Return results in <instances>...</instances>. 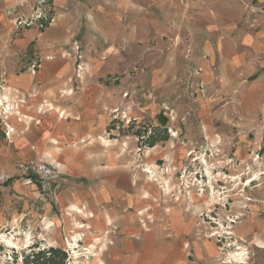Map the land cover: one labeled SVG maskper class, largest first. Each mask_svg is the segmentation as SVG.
Returning <instances> with one entry per match:
<instances>
[{"label": "crops", "instance_id": "crops-1", "mask_svg": "<svg viewBox=\"0 0 264 264\" xmlns=\"http://www.w3.org/2000/svg\"><path fill=\"white\" fill-rule=\"evenodd\" d=\"M35 1L0 0V98L17 105L15 133L0 125V234L87 249L76 264H220L208 197L178 193L176 174L202 148L241 163L257 151L264 170V0H47L54 21L19 30ZM37 158L59 169L55 196L14 170ZM233 232L264 264V212Z\"/></svg>", "mask_w": 264, "mask_h": 264}, {"label": "built area", "instance_id": "built-area-1", "mask_svg": "<svg viewBox=\"0 0 264 264\" xmlns=\"http://www.w3.org/2000/svg\"><path fill=\"white\" fill-rule=\"evenodd\" d=\"M49 7L47 0H36L34 6L32 7V14L29 18H20L17 22V28L20 30L22 28L30 27L32 25L38 24V28L45 29L49 24H51L54 20L53 18L49 17ZM39 22V23H38ZM74 50L77 52V77H80L81 72L84 70V65L82 63V48L78 42L73 44ZM36 65L33 66V70H36ZM124 97H128V94H124ZM17 111L16 102H9L4 98H0V125L3 127L5 136L10 138L12 134L15 133L14 128L9 122L10 116L13 115ZM113 119L120 120L124 125H128L129 127L133 124L136 125L137 119L134 117H127L125 112L121 109L113 110ZM151 134V131H147L146 135L141 137V145L138 148V156L142 157L143 152L146 150L147 146L145 141L147 140V135ZM176 132H171V136H176ZM254 155V153H252ZM202 156L205 159H209V163L207 160H202ZM219 157V155H215L212 150H207L202 148L198 153L196 151H191L189 153V157L191 158L188 164L176 174V179L178 180L177 191L180 194H184L187 197L190 196L192 190L195 189L196 193L200 196H207L208 202L212 203L213 197L217 191V184L214 183L213 179L211 178V170H215L217 165V161L215 163L212 162L213 159ZM260 158V154L257 152L255 155L254 160H258ZM218 160V158H217ZM230 162L233 159H229ZM158 170L154 171L151 166H146L144 168V172L149 176L151 180L154 182L159 183L158 173L165 174L166 177L175 176L174 172L169 171L168 168L164 166H157ZM14 170L17 172L18 175L25 178L27 182L33 183L36 182L39 187V192L44 197H51L55 196L58 187L56 186V181L59 177V169L42 159H34V160H18L14 162ZM244 173V172H242ZM243 175V174H241ZM235 176H232L234 179ZM236 179L238 176L235 177ZM249 178L246 183H249ZM201 218L203 215L201 214ZM236 225L237 223L233 221ZM234 225V226H235ZM228 228L226 231H217L212 230L211 233L207 234V237L210 239H214L217 244L219 245V250L221 252L222 260L220 264H249L246 262L247 252L249 251L246 248L245 242H242L239 238H232L231 236L234 235L233 228ZM12 236V235H11ZM237 240H241L237 241ZM30 247L32 244L30 240L26 237L25 243L28 244ZM72 246L74 245V241L71 242ZM242 247H241V246ZM236 248L240 250L236 252L235 258L231 255V259H229L230 254H232V250ZM13 249V248H12ZM235 249V250H236ZM14 250V249H13ZM231 250V252H230ZM68 258L66 263L67 264H76L75 258L81 255H89V251L87 249H82L81 251L78 250V247L73 249L69 248L67 251ZM7 261L13 262V258L10 256Z\"/></svg>", "mask_w": 264, "mask_h": 264}, {"label": "rangeland", "instance_id": "rangeland-1", "mask_svg": "<svg viewBox=\"0 0 264 264\" xmlns=\"http://www.w3.org/2000/svg\"><path fill=\"white\" fill-rule=\"evenodd\" d=\"M113 120L117 121L115 119ZM189 153L187 154V157L190 161L191 158L189 157ZM253 153L255 154L253 155L251 153L249 157L250 159L247 163L236 161L235 155H219V157L217 156L218 160L217 165H215L216 169L210 170L212 174L211 178L213 179L214 183L218 185L216 187V192L218 193L214 195L212 203L207 202V209L202 213L203 222H205L208 226V234L211 233L212 230H228V228H231L235 225L233 221L239 224L245 217H247V215L255 211L256 206L259 207L260 211L264 212V170L261 169L259 165L262 160V156L260 155V158L258 160H254L257 151ZM203 157L204 156H202V160L205 159ZM229 159H233V161L230 162ZM205 160H207V163H209L208 158ZM212 162L215 163L214 159L212 160ZM232 176H238V178L236 179L234 177V179H232ZM249 178H254L255 181L246 183ZM237 224L235 226H237ZM49 225L50 223L46 221V223L40 230L46 238L50 237V229H48ZM7 233L9 232L4 231L0 234V236L6 235V237H9L10 235H7ZM12 235H15V237L10 236L9 238H15L16 241L19 242L20 248H13V250L12 247L9 246V249L8 247H3V245L5 244V240H3V238H0V243L2 244L0 245V264H6L5 262H9L7 261V259L10 256L14 260L13 262H10L11 264H16V262L22 260H24L25 264L26 261H34V255L39 254L40 252H49L48 249H46V251H43L45 250L43 249V247H39L37 251H33V246L27 247L29 246V243H23L24 238L23 240L18 241V239H21L23 237V235H17L16 233H12ZM231 237L235 238V240L236 238H238L235 236V234ZM237 241L241 242V240ZM242 242L244 241L242 240ZM5 246L7 245L5 244ZM235 249L236 248L232 250V254H230L229 259H231V255L235 257L234 254L240 251ZM247 254L248 255L246 258V262L251 264L253 262L252 251L249 250ZM44 259L45 257L41 258L38 264H45L43 261ZM58 259H60V257ZM233 263L235 264L236 262L233 261Z\"/></svg>", "mask_w": 264, "mask_h": 264}, {"label": "trees", "instance_id": "trees-1", "mask_svg": "<svg viewBox=\"0 0 264 264\" xmlns=\"http://www.w3.org/2000/svg\"><path fill=\"white\" fill-rule=\"evenodd\" d=\"M43 257H45L43 260L45 264H66L67 254L60 250L51 249L49 252H40L34 255V261H26L25 264H38L39 260ZM59 257L60 259H58Z\"/></svg>", "mask_w": 264, "mask_h": 264}, {"label": "bare ground", "instance_id": "bare-ground-1", "mask_svg": "<svg viewBox=\"0 0 264 264\" xmlns=\"http://www.w3.org/2000/svg\"><path fill=\"white\" fill-rule=\"evenodd\" d=\"M256 177H258V176H256ZM253 181H255L254 178H252V179L249 180L250 183L253 182ZM9 237L8 236L6 237V235L5 236H3V235L0 236V238H3V240H5L4 242H5V244L7 246L12 247V248L19 249L20 248L19 242H17L13 237L12 238H9Z\"/></svg>", "mask_w": 264, "mask_h": 264}]
</instances>
